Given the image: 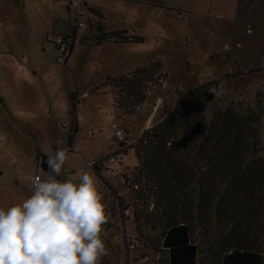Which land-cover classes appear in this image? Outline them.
<instances>
[{"label": "rangeland", "instance_id": "1", "mask_svg": "<svg viewBox=\"0 0 264 264\" xmlns=\"http://www.w3.org/2000/svg\"><path fill=\"white\" fill-rule=\"evenodd\" d=\"M120 4H125L126 11L131 7L137 8L134 2ZM242 6L239 22L229 24L213 18L177 16L172 10L157 15V7L150 6L148 19L146 16L141 18L137 29L131 30L142 36V41L119 46L109 41L87 46L80 41L87 29L78 27L66 63L56 61L52 39L65 31L66 34L72 33V18L71 26L70 20L63 19L61 25L50 27L48 34L43 31L33 33L31 39L27 37L26 30L18 26L15 28L10 25V20L6 23L0 18V207L6 209L22 203L33 194L30 184L37 148L52 147V143H60L64 147L68 134V122L53 133L46 118L38 123L39 127L33 123L24 126L17 123L19 119L14 112L29 111L35 107L36 101L37 104L38 101L43 102L47 110L49 97L52 100L54 94L59 97L61 91L65 93L70 88L78 93V109L84 122L83 127L81 122L82 128L74 140L85 146L78 155L70 151L72 156H76V164H82L84 168L73 177L78 183L79 177L86 174L89 167L84 159L90 154L98 160L103 159L100 165L103 180L98 181L94 171L92 177L102 196V203L106 208L111 205L115 211L112 225L105 229L107 237H102L108 255L102 258L100 264H138L145 248L125 247V242L137 236L132 216L134 194L125 181L132 183L138 159L134 149L129 147L138 138L149 114L155 111L151 126L160 119L163 111L172 107L175 89L188 90L239 68L243 72L241 75L219 83L217 89L223 88V94L215 100L213 95L205 109V120L209 122L215 106L224 109L230 102L239 106L242 114L255 111L259 114L257 128L264 145V0H242ZM83 10L85 13H78L73 18L87 23V28L91 30L94 25L88 19L91 13L85 8ZM130 13L128 11L126 24L131 20ZM22 18L25 20V17ZM100 21L105 23L103 19ZM41 22L45 27L43 21H39V26ZM115 22L113 18L106 21L108 24ZM38 38L45 44V52L41 51V46L36 48ZM157 58L163 63L165 79L161 86L152 84L144 102L131 114H125L113 104V87L104 84V81L108 77L127 74ZM256 67L262 69L250 70ZM258 90L260 96L257 95ZM65 120L68 121V116ZM25 121L28 122V119ZM115 129L123 130L127 136L129 142L127 147L124 146L127 149L125 153L115 154L118 143L110 138V132ZM110 145H113L112 148ZM106 155H113L115 161L109 162L105 159ZM43 157L47 155H42L39 163ZM113 192L121 197L123 204L128 205L129 213L122 211L124 217L117 212ZM140 230L141 234L154 239L159 236L158 230L143 226ZM146 251L154 257L149 249Z\"/></svg>", "mask_w": 264, "mask_h": 264}, {"label": "trees", "instance_id": "2", "mask_svg": "<svg viewBox=\"0 0 264 264\" xmlns=\"http://www.w3.org/2000/svg\"><path fill=\"white\" fill-rule=\"evenodd\" d=\"M89 10L98 18L96 22L95 17H88L94 25L80 37L83 44L142 41L133 31L105 30L102 15ZM76 24L74 20L71 34H59L67 42V57L76 39ZM53 43L57 53L58 45ZM162 69L157 58L127 74L108 77L104 84L113 87V104L131 114L144 102L152 84L161 86L166 77ZM242 73L237 68L191 89H175L172 107L144 128L129 147L138 159L130 185L135 237L139 248H145L142 253L146 249L153 253L150 264H264V145L257 128L259 114L252 110L242 114L230 102L224 109L215 106L209 122L205 120V109L213 99L209 90ZM68 96L66 143L70 146L80 130L79 97L77 91ZM117 146L115 154L125 153L128 145ZM102 161L92 163L98 181L103 180ZM113 195L117 212L124 217L122 211L128 205L115 192ZM107 208L109 220L104 230L115 216L113 207ZM141 226L158 230L159 236L141 234ZM129 244L125 242L127 249Z\"/></svg>", "mask_w": 264, "mask_h": 264}, {"label": "clouds", "instance_id": "3", "mask_svg": "<svg viewBox=\"0 0 264 264\" xmlns=\"http://www.w3.org/2000/svg\"><path fill=\"white\" fill-rule=\"evenodd\" d=\"M209 92L219 99L223 88ZM67 159L58 150L47 167L60 176ZM33 189L22 203L0 207V264H100L109 216L93 177L83 174L77 183L37 176Z\"/></svg>", "mask_w": 264, "mask_h": 264}, {"label": "crops", "instance_id": "4", "mask_svg": "<svg viewBox=\"0 0 264 264\" xmlns=\"http://www.w3.org/2000/svg\"><path fill=\"white\" fill-rule=\"evenodd\" d=\"M130 2H134L137 5V8L131 7V9L129 8L126 11V7L124 6L125 4H120V3H130ZM150 6L157 7L156 14L157 13L164 14L166 10L168 11L172 10L177 14V16H187L193 19L213 18V20L221 21L223 23H228V24L234 23L236 21L238 23L240 20L241 12L243 10L242 0H79L78 5L71 9L69 8L68 3L65 0H0V15H1L0 18L4 19L6 23L7 21L10 20L9 21L10 25H12L15 28L16 26H18L19 28H23V30H26L28 32L27 37H30L31 39L33 37V33L37 34L40 31L47 33L50 27L57 24L61 25L62 22L60 23V21L63 19L70 20L69 26H71L72 24L71 18L73 19L74 15L78 13H82V14L85 13L83 10L84 8L88 10L89 14H90L89 9H95L104 18L103 20L105 21L104 23L105 30L126 29L127 32L130 33L131 30L137 29V24L139 23L141 18L146 16V20L148 19L150 15V11H149ZM44 7H46V10L44 9ZM64 11L65 14L63 13ZM128 11H131V13L129 14L131 20L126 24L125 20H126V16L128 15ZM91 16L96 17L93 14H90V16L88 17L90 18ZM22 17H25V20ZM110 18L115 19L116 22L112 24L106 23V21L109 20ZM39 21H43L45 27H43L42 22L41 25L39 26ZM176 21L178 22V20ZM62 33L66 34L67 32L65 31ZM40 41L41 39L38 38L35 46L36 48L38 46H41L40 48L41 51L45 52L47 48L45 47V44ZM44 42L47 43L48 41L44 40ZM110 43L119 46L122 44H126L128 42H124V43L110 42ZM52 45H53L52 47H55L54 43ZM66 62L67 59L65 63ZM123 65L124 64H121L120 66ZM70 91L73 90L67 88L65 93L61 91V95L59 97H56L55 94L53 95L52 100L51 97H49L48 103H46L48 106L47 110L44 109L43 102L38 101L39 104H37L36 101L35 107L30 108L29 111L20 110L18 112H14V115H17L19 119L17 123H19V125L22 124L24 126H27L26 125L27 123H33L34 125L36 124V127H39L38 123H42L43 119L46 118L47 121L50 122L49 123L50 132L53 131L54 133L56 130L59 129L60 126H63L65 122H68L66 127L68 130L69 120H70L68 113L69 112L68 95ZM14 109H17V107H15ZM154 112L155 111H153L151 114L147 116L145 120V124L142 126L140 131L150 126V124L152 123ZM40 116H42L41 120L39 119ZM67 116H68V121L65 120ZM50 118H52L53 120H51ZM26 119H28V122L25 121ZM77 121L81 129L83 127L84 122H83L82 114L79 113L78 105H77ZM81 122H82V127H81ZM66 128L64 127L63 129ZM75 136L70 146H68L67 143H65L64 147H62L60 143H52L51 144L52 147L49 146L42 148L38 147L36 150L37 153L34 157L35 167L33 174L35 172H41L44 176L56 177L64 181L68 178H73L74 174H77V171L84 169L83 166H81L82 164H76L77 163L75 162L76 156L75 155L72 156L71 154L73 153H70V151H73V152H77L76 154L78 155V152L81 151V149L85 148V146L76 143V141L74 140ZM61 149L66 150L68 157L62 169L61 175L56 176L51 172V170L48 167H47V171H43L40 166L41 163H39V158L42 155H47V159H48L49 156L54 155L56 151ZM84 160H85V164H87V166L89 167V169L86 168V174L90 176H94L92 172L93 171L92 163L98 160V158L93 156V154H90L89 158L86 157V159ZM69 174H73V175L71 176Z\"/></svg>", "mask_w": 264, "mask_h": 264}, {"label": "built area", "instance_id": "5", "mask_svg": "<svg viewBox=\"0 0 264 264\" xmlns=\"http://www.w3.org/2000/svg\"><path fill=\"white\" fill-rule=\"evenodd\" d=\"M68 3L69 8H74L78 5L79 0H65ZM73 20H76V25H78L79 28H86L87 29V23H84L83 21H77L76 17L75 19L73 18ZM74 25V23H73ZM54 41L57 43L58 45V51H57V56H56V61L59 63H64L67 57V42L66 40L61 37V36H57ZM110 138L118 144H124V143H128L129 141L127 140V136L125 135V133L123 132V130L121 129H115L110 133ZM109 162H114L115 161V157L111 156L108 158ZM39 176L42 180H52V179H57L60 181H63L60 178H56V177H47L44 176L41 172H35L31 178V187L33 188V182L35 177ZM126 185H131V182L129 180L125 181ZM125 214L129 213V209L126 207L124 210ZM129 248H139V241L138 239H136V237H133L132 239H129ZM151 262V257L148 253L145 252H141V255L138 258V264H150Z\"/></svg>", "mask_w": 264, "mask_h": 264}, {"label": "water", "instance_id": "6", "mask_svg": "<svg viewBox=\"0 0 264 264\" xmlns=\"http://www.w3.org/2000/svg\"><path fill=\"white\" fill-rule=\"evenodd\" d=\"M40 166H41V169H42L43 171H47V157H43Z\"/></svg>", "mask_w": 264, "mask_h": 264}]
</instances>
